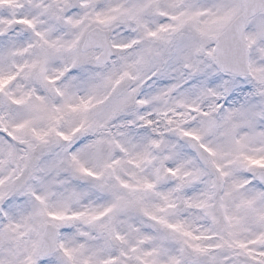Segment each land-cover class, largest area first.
Masks as SVG:
<instances>
[{"label":"snow or ice","instance_id":"snow-or-ice-1","mask_svg":"<svg viewBox=\"0 0 264 264\" xmlns=\"http://www.w3.org/2000/svg\"><path fill=\"white\" fill-rule=\"evenodd\" d=\"M0 264H264V0H0Z\"/></svg>","mask_w":264,"mask_h":264}]
</instances>
